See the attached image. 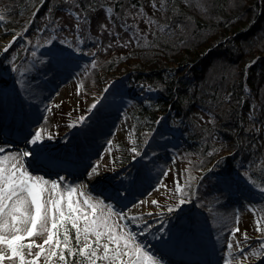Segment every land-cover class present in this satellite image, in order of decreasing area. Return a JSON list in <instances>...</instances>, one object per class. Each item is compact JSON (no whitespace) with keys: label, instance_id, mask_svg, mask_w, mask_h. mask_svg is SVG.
<instances>
[{"label":"snow or ice","instance_id":"obj_1","mask_svg":"<svg viewBox=\"0 0 264 264\" xmlns=\"http://www.w3.org/2000/svg\"><path fill=\"white\" fill-rule=\"evenodd\" d=\"M46 3L48 0H36V10L31 13L32 17L37 15V6ZM75 3L76 0H73V4ZM150 4L151 14L146 10L145 4L132 3L131 0H109L103 6L106 9V18L97 22L99 34H94L91 31L89 14V11L94 9L92 3H88L87 9L82 8L75 12L76 22L71 26L73 32L71 35H65L59 46L56 41L63 35L61 29H67L68 25L55 15L53 7H49L43 17L44 23L36 28L35 44L28 38V29L25 27L14 31L11 38L0 47V54L8 56L9 67L20 74V79H14L12 93L28 102L35 100L34 93L27 87L28 79L25 78L29 77L33 67L39 63L43 71L51 76L72 69L74 64L79 67L77 61L84 55L87 41L96 42L95 47L87 49L88 55L92 57L98 55L97 49L100 48L107 51L115 45L130 47L133 41L138 46L142 44L144 47H152L161 36H174L175 31L170 24H162L157 18V12L167 11L168 0H150ZM199 6L204 7L203 3H199ZM172 12L178 13L179 8L173 7ZM3 19L4 12L0 9V20ZM141 21L147 25L146 28L141 27ZM32 23L34 20L26 22ZM117 24L129 32L130 36L124 37L116 31ZM179 27L184 30L185 26L181 24ZM105 33L110 40L112 36L116 37L106 47L102 43ZM21 37L27 41V44L22 46L23 50L30 52V56L21 57L19 51H12L14 43ZM20 61H24L26 66H21ZM97 65L98 60L92 59V68L95 69ZM85 74L87 75V72ZM83 86L84 82L81 81L77 90ZM160 87L166 85L162 84ZM248 88L249 86L245 85V89ZM107 94V85L101 93H93L88 111L71 120L70 127L83 128L85 122L101 110ZM223 99L231 100L232 93H225ZM150 103V99L145 101V104ZM46 111H51V108H46ZM257 116L258 107L253 99L248 112L252 123L245 129L246 132L254 131L259 134L264 129V121H260V127L256 126ZM208 117L215 125V114L209 111ZM50 119L48 115L42 114L33 121L36 126L25 135L22 148L15 146L16 150L11 151L8 147H0V264H170L164 259L163 252L160 255L153 252L145 237L159 243L162 248L168 246L169 241L173 240V233L163 226L168 223L166 214L181 209L187 203L185 197L192 194L191 186L178 181L175 183L174 189L171 190L176 198L175 203L162 205L159 199L137 200L136 203L129 202L131 207L124 205L118 208L119 202L125 199L120 194L125 177L120 176L118 186L104 183L105 177L99 159L85 167V179L78 185L67 182V177L60 176L59 172L56 173L57 179H47L46 175L39 174L40 166L45 160L62 171L72 163L68 159L51 158L48 141L55 136L46 127ZM240 123L243 124L244 121L241 120ZM157 134L164 139V132L158 128L149 127L145 130L143 150L135 136L131 137L133 146L130 151L135 154L133 159L139 158L144 161L145 166L156 160V154L150 153L148 146ZM64 139L69 140L70 137L65 134ZM167 142L164 139V143ZM112 144L113 140H107V145ZM160 146L155 145L157 149ZM107 150L111 151V147ZM212 151L215 152L216 149L213 148ZM250 169L251 165L249 170L237 169L235 176L231 171L223 172L218 177L223 186L220 195L231 192L233 186L238 185L241 180L264 192V182L254 179ZM169 174L170 170L162 173L164 176ZM97 183L101 194L93 197L88 186ZM156 187L167 185L161 182ZM149 195L151 196V193ZM145 203L155 205V212L152 209L147 212L132 210L137 205L143 208ZM255 223L256 230L264 233V219ZM239 232V227L231 229L232 235ZM244 236L247 239L246 231ZM260 241H264V235L257 241L259 247H253L249 252L240 240L229 238L226 242L227 251L219 259L222 264H252L254 259H264V243Z\"/></svg>","mask_w":264,"mask_h":264},{"label":"trees","instance_id":"obj_2","mask_svg":"<svg viewBox=\"0 0 264 264\" xmlns=\"http://www.w3.org/2000/svg\"><path fill=\"white\" fill-rule=\"evenodd\" d=\"M108 2L76 0L73 4V0H48L45 5L37 6V15L32 17L36 0H0V9L5 16L0 20L3 29L0 39L27 27V36L34 43L36 28L44 23L43 17L49 7H53L55 15L68 25L67 29H61V36H65L69 30L73 31L75 12L87 9L88 3H92L94 9L89 11L91 31L99 34L97 22L106 18L103 6ZM131 2L145 4L149 14L152 13L150 0ZM168 2L167 11L157 12V18L162 24H170L174 36L165 34L152 47L138 46L133 41L123 58L114 54L105 60L97 58V68L103 74L116 70V75L127 73L131 77L144 78L151 85L154 90L151 97L132 103L125 112L134 122L136 135L149 127L155 128L162 117L165 130L177 133L178 143L169 149L171 153L186 159L190 154H196L198 161L188 165L193 172L200 173L201 169L205 171L210 167L199 177L197 174L194 177L195 173L188 174L192 189L218 188L217 175L225 171L236 175L235 170H249L250 165L253 178L264 182V129L259 134L245 131L252 123L248 112L253 99L258 107L256 126L260 127V121H264V0H199L203 8L198 0ZM173 7H178L179 12L173 14ZM29 20L34 23L26 24ZM181 24L185 26L184 30L179 27ZM141 27L147 25L141 21ZM116 31L130 36L119 24ZM106 37L105 33L102 37L104 46ZM26 44L23 37L18 38L12 51H19L21 57L27 56L29 53L22 47ZM120 59L121 65L125 63L124 67L115 68ZM2 63L9 64L8 56L0 54V73L8 79L0 87L5 88L15 72L2 67ZM162 84L166 87L161 88ZM245 85L249 88L245 89ZM227 92L232 93L231 100L223 99ZM149 99L151 103L145 104ZM209 111L215 114V125L209 120ZM115 146L120 149L123 145L117 143ZM118 160V165L126 163V159ZM262 194L255 203L264 207V192Z\"/></svg>","mask_w":264,"mask_h":264},{"label":"rangeland","instance_id":"obj_3","mask_svg":"<svg viewBox=\"0 0 264 264\" xmlns=\"http://www.w3.org/2000/svg\"><path fill=\"white\" fill-rule=\"evenodd\" d=\"M2 30L0 26V31ZM97 31L99 32V30ZM72 32L69 30L67 35H71ZM92 32L94 33V31ZM107 37L105 46L116 39L115 36L111 37V40ZM10 38L11 36L1 38L0 47ZM63 38L64 36H60L56 41L58 46ZM95 46L96 42L87 41L85 53L77 61L79 67L74 64L72 69L62 71L56 76L44 72L37 63L29 73L31 78L25 77L28 79L27 87L35 95V100L32 102L12 93L14 79H20V74L15 72L9 78V86L0 87V123L11 128L14 126L12 134L15 137V134H22L19 141L22 148L27 130L30 127L33 130L36 126L33 121L42 114L48 115L51 119L46 127L55 136L54 139L48 141L52 159H68L74 165L76 164L75 167L78 166V170L67 177V182L80 184L86 176L85 167L99 159L101 171L105 177L104 183L118 186L117 181L120 176L125 177L124 187L120 188V194L125 199L119 202L118 208L124 205L131 207L129 202L136 203L137 200L159 199L162 205L175 203L176 198L171 191L174 189L175 183L178 181L189 184L188 174L195 173L194 177L196 174L199 177L210 167L200 173L193 172L188 165L198 161L196 154H190L186 159L178 158L175 153H171L169 149L178 143V137L176 132L171 134L165 130L163 127L165 122L161 119L162 117L158 119L159 123L155 128L164 132V139L168 142L165 144L164 139L157 134L151 140V145L148 146V151L156 154V160L145 166L144 161L139 158L133 159L135 154L130 151L133 146L131 137L135 136L143 150L145 131L136 135L134 122L125 111L131 107L132 103L142 102L146 97H151L154 90L149 88V84L144 78L131 77L127 73L116 75L114 72L116 70L103 74L102 70L97 67L93 69L90 64L93 58L100 57L105 60L111 54L123 58L122 55L128 53L132 45L130 47L115 45L107 53L103 48H100L97 49V56L90 57L87 49ZM27 53H29L27 56H30V52ZM121 62L122 59L117 60L115 68L124 67L125 63L121 65ZM1 65L9 67V64L6 63ZM21 65L26 66V63L22 61ZM6 79L0 73V84ZM81 81L84 82V86L77 90ZM105 85L108 86V94L101 110L91 120L86 121L83 128L81 126H77L75 129L71 128L69 122L88 111L93 93H101L105 89ZM46 108H51V111H46ZM65 134L70 137L69 140L64 139ZM109 139L113 140L111 146L107 145ZM117 143H121L123 146L118 149L115 146ZM157 144L161 145L158 149L155 147ZM109 147H111V151L107 150ZM55 150L57 151L54 152ZM116 158L126 159V163L118 165L119 160ZM112 160H115L116 164H113ZM45 168L48 169L50 166L42 164L40 171ZM56 169L57 172H63L60 168ZM169 170L168 176L162 175L163 172ZM232 175L235 176V174ZM219 176H216L218 188L203 186L204 190L200 188L199 191L191 188L192 194L185 197L187 203L181 209L166 214L168 223L163 226L169 228V231L173 233V240L169 241L167 247H163L167 250V253L165 252L163 255L166 261H168L167 256L176 260L170 264H181L180 260L185 259L184 255H195V253L200 254L199 261L202 264H222L219 258L225 255L226 242L229 238L234 241L240 240L249 252L253 247H259L257 241L264 233L256 230L255 222L264 219V207L247 200V197L242 193L249 191L254 201L262 197V192L241 180L238 185L233 186L231 192H224V195L221 196L220 192L223 191V186L218 180ZM46 178L49 179V177ZM130 180L133 182L129 183ZM161 182L167 187L157 188L156 185ZM88 187L93 197L101 194L98 183ZM149 209L155 212V205L145 203L143 208L137 205L132 210L147 212ZM234 227H239L240 232L232 235L231 229ZM245 231L247 239L244 236ZM38 239L42 238L38 237ZM165 239H167V235ZM145 240L155 254H161L157 248L159 246L162 248L159 243H155L148 237H145ZM152 242L155 246H151ZM260 242L264 243V241ZM199 250H203V252ZM211 255L212 259L204 258ZM185 263L187 264L188 261L185 260ZM252 264H264V259H254Z\"/></svg>","mask_w":264,"mask_h":264},{"label":"bare ground","instance_id":"obj_4","mask_svg":"<svg viewBox=\"0 0 264 264\" xmlns=\"http://www.w3.org/2000/svg\"><path fill=\"white\" fill-rule=\"evenodd\" d=\"M24 110V109H23ZM14 127V126H13ZM13 127L11 128V127H9L8 125H4L3 123L1 124L0 123V147H8L9 149H11V147H13V143H6V141H4L3 139H4V137L6 136V135H8V137L9 138H11L12 136H11V134L13 133ZM31 127L27 130V131H31ZM13 130V131H12ZM13 135V134H12ZM16 136H18V138H19V140H18V142L20 141V137L22 136V134H15ZM6 140V139H5ZM15 144V143H14ZM18 146H20V144L18 145ZM21 147V146H20ZM14 148H16V147H14ZM15 151V150H14ZM57 150H55L54 152H56ZM52 158V157H51ZM42 164H44V165H48V166H50V168H48L47 169V172H48V175H51V174H55V173H57V169L56 168H58V167H55L53 164H51L49 161H44ZM76 166V164L74 165V163H71L70 165H68V166H66V170H63V172H60V174L62 175L63 174V176H66V177H69V175H71V173H73V172H75V171H77L78 170V166L77 167H75ZM45 171H46V168L44 169ZM40 175H42L41 173H40ZM56 177H49V179H53V178H57V175H55ZM48 179V178H47ZM245 192H247V193H242L243 194V196H245V197H247V200L249 199L250 201H252L253 203H255L257 200H252L253 199V196H252V194H250V192L249 191H245ZM156 246H158L157 244H156ZM197 247V246H196ZM159 248H160V246H159ZM160 252H165V251H167L166 249H163V248H160ZM199 251H202L203 252V250H199ZM205 253V252H204ZM204 258H208V259H212V255L211 256H205ZM199 259H200V254L198 255V253H195V255H189L187 258H185V259H181L180 261L182 262V263H184L185 262V260H187L188 261V264H200V262H198L199 261ZM215 259V258H214ZM169 260H170V258H169ZM175 260V259H174ZM176 261V260H175Z\"/></svg>","mask_w":264,"mask_h":264}]
</instances>
